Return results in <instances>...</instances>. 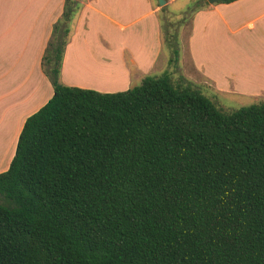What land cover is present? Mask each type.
<instances>
[{
	"label": "trees",
	"instance_id": "1",
	"mask_svg": "<svg viewBox=\"0 0 264 264\" xmlns=\"http://www.w3.org/2000/svg\"><path fill=\"white\" fill-rule=\"evenodd\" d=\"M207 6L188 0L175 25L160 9L170 64ZM80 9L64 1L41 58L53 95L0 173V264H264V101L223 113L167 73L116 93L65 86Z\"/></svg>",
	"mask_w": 264,
	"mask_h": 264
},
{
	"label": "crops",
	"instance_id": "2",
	"mask_svg": "<svg viewBox=\"0 0 264 264\" xmlns=\"http://www.w3.org/2000/svg\"><path fill=\"white\" fill-rule=\"evenodd\" d=\"M64 1L0 0V148L6 151L0 173L9 167L25 120L53 95L41 58ZM165 1L167 10L181 14L188 3ZM78 2L60 82L100 93L140 85L163 53V7L156 0ZM186 51L194 73L216 92L264 97V0L208 4L191 19Z\"/></svg>",
	"mask_w": 264,
	"mask_h": 264
},
{
	"label": "rangeland",
	"instance_id": "3",
	"mask_svg": "<svg viewBox=\"0 0 264 264\" xmlns=\"http://www.w3.org/2000/svg\"><path fill=\"white\" fill-rule=\"evenodd\" d=\"M181 9L167 10L166 17L172 25H175L181 18ZM177 28L171 26L170 32H175ZM179 35V55L178 62L176 64H170L169 58L171 57L170 50L165 45L163 46V53L159 60V66L150 75L152 77H159L164 73L169 74L172 80L177 82H184V85L191 86L199 90L205 97L210 99L223 113H231L240 108L250 107L264 101V97L259 98H246L239 97L231 94H224L222 92H216L212 86H210L204 78L198 76L192 70L188 53L186 51V39L189 33L188 22L183 23L177 31ZM164 59H168L164 62ZM139 86V84L133 85L131 88ZM6 152L0 148V153ZM10 151H8L9 153Z\"/></svg>",
	"mask_w": 264,
	"mask_h": 264
},
{
	"label": "water",
	"instance_id": "4",
	"mask_svg": "<svg viewBox=\"0 0 264 264\" xmlns=\"http://www.w3.org/2000/svg\"><path fill=\"white\" fill-rule=\"evenodd\" d=\"M224 0H206V2L209 4V5H212V4H215V3H222ZM157 2V5L159 7H164L165 4H166V1L165 0H156Z\"/></svg>",
	"mask_w": 264,
	"mask_h": 264
}]
</instances>
